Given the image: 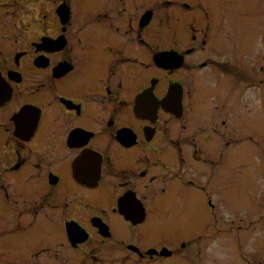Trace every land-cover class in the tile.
<instances>
[{
  "label": "flooded vegetation",
  "instance_id": "af4514ba",
  "mask_svg": "<svg viewBox=\"0 0 264 264\" xmlns=\"http://www.w3.org/2000/svg\"><path fill=\"white\" fill-rule=\"evenodd\" d=\"M1 1L0 264H264L223 187L253 0Z\"/></svg>",
  "mask_w": 264,
  "mask_h": 264
},
{
  "label": "rangeland",
  "instance_id": "374dc122",
  "mask_svg": "<svg viewBox=\"0 0 264 264\" xmlns=\"http://www.w3.org/2000/svg\"><path fill=\"white\" fill-rule=\"evenodd\" d=\"M249 2L250 0H241L243 10L248 7ZM0 4V12L12 10L4 6L5 1ZM250 6H255V15L249 20H243L242 32L249 38L246 40L245 37L244 43L250 41L254 46L256 69V61L264 59V0H253ZM257 84L255 71V101L252 104L254 117L251 119L255 127H247V131L255 134V140L245 141L242 147L243 158H240L242 160L236 166L231 161L227 164L223 173V187L226 189L228 204L233 206L231 209L238 210L243 217L235 221V228L249 226L248 232H242L241 251L264 253V86ZM254 216L255 222L251 224L250 220Z\"/></svg>",
  "mask_w": 264,
  "mask_h": 264
}]
</instances>
